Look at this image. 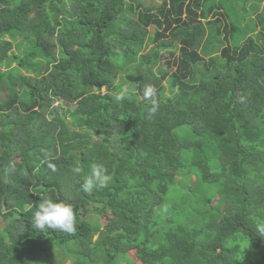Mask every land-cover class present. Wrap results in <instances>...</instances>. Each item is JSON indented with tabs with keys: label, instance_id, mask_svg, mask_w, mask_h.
I'll list each match as a JSON object with an SVG mask.
<instances>
[{
	"label": "trees",
	"instance_id": "16d2710c",
	"mask_svg": "<svg viewBox=\"0 0 264 264\" xmlns=\"http://www.w3.org/2000/svg\"><path fill=\"white\" fill-rule=\"evenodd\" d=\"M7 60L0 264H264V0H0ZM46 197L74 233L34 227Z\"/></svg>",
	"mask_w": 264,
	"mask_h": 264
},
{
	"label": "clouds",
	"instance_id": "9594fccd",
	"mask_svg": "<svg viewBox=\"0 0 264 264\" xmlns=\"http://www.w3.org/2000/svg\"><path fill=\"white\" fill-rule=\"evenodd\" d=\"M156 93L155 87H148L145 91V99H150L152 107L150 111L155 113L159 107L157 100L154 98ZM52 171H55L53 165H49ZM74 173L83 176L82 189L84 192L91 193L93 190H100L107 187L111 177L106 171L100 167H92L87 173L77 164L73 168ZM77 210L70 202L54 200L52 198H44L36 207L33 214V223L36 229L45 231L46 229L60 230L66 233H74L76 231ZM259 236L264 237V222H258L256 225Z\"/></svg>",
	"mask_w": 264,
	"mask_h": 264
},
{
	"label": "rangeland",
	"instance_id": "374dc122",
	"mask_svg": "<svg viewBox=\"0 0 264 264\" xmlns=\"http://www.w3.org/2000/svg\"><path fill=\"white\" fill-rule=\"evenodd\" d=\"M154 1L155 2H159L160 0H154ZM261 4H262V2L260 3V5ZM247 20H248V18H247ZM154 31H155L154 28H150L149 29L148 41L153 36ZM6 38H8V36H6ZM12 42L14 44V47L12 48L11 52H14V53L19 52L25 46V42H23L22 40H20L18 37L13 38V41ZM172 48L174 49L175 52H177V50H178V44H174V46ZM5 62H8L9 66H13V65L16 64V62H14L12 60L4 61L2 64H0L2 70L5 69L6 66H7ZM115 82H116L117 87H118L116 89V93L117 94L124 95L126 92H132L133 89H134V88L131 87V85L129 84V82L126 80V78H125V76H124L123 73L120 74V75H118V77L116 78ZM163 86H164V91H163L164 94L171 93V91H169L170 88H169L168 80H165L163 82ZM104 90L105 89L103 87L100 89L101 92H103ZM117 90H118V92H117ZM2 225H4V221L0 217V226H2ZM63 264H68V261H64Z\"/></svg>",
	"mask_w": 264,
	"mask_h": 264
}]
</instances>
